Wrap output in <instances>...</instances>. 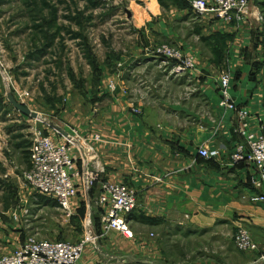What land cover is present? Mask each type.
<instances>
[{
    "label": "crops",
    "instance_id": "0c3cea01",
    "mask_svg": "<svg viewBox=\"0 0 264 264\" xmlns=\"http://www.w3.org/2000/svg\"><path fill=\"white\" fill-rule=\"evenodd\" d=\"M188 2L130 0L125 14L135 41L117 51L116 58L100 63L89 86L72 95L66 92L51 106L57 109L54 118L59 124L91 137L98 162L73 151L78 168L88 169L96 179L89 187L84 179H75L78 193L67 211L24 182L30 143L18 132L23 124L35 127L39 120L14 109L23 124L17 125L10 141L0 138L6 146L0 155V255L29 235L77 241L98 234L97 199L100 184L106 181L126 183L137 192V207L127 217L132 236L111 230L86 244L76 264L261 262L264 184L255 187L251 166L230 158L238 138L236 113L220 106L218 92L219 75L227 71L231 98L246 109L249 129L264 132L260 11L251 1L242 21L227 23L209 13L196 15ZM160 43L191 55L194 68L174 69L175 63L156 57L153 48ZM24 104L38 115L50 112L33 97ZM26 117L33 123L24 121ZM39 123V129L63 140ZM6 132L3 129L8 137ZM95 134L99 139L92 138ZM202 146L219 149V155H198ZM255 196L262 200H253ZM241 226L257 242V250L234 247L233 234Z\"/></svg>",
    "mask_w": 264,
    "mask_h": 264
},
{
    "label": "rangeland",
    "instance_id": "374dc122",
    "mask_svg": "<svg viewBox=\"0 0 264 264\" xmlns=\"http://www.w3.org/2000/svg\"><path fill=\"white\" fill-rule=\"evenodd\" d=\"M129 1L0 0V138L10 141L17 125L23 124L7 99L8 92L19 103L27 104L33 97L39 106L50 111H40L49 112L43 116L57 123L54 118L57 109L52 110L51 106L66 92L75 93L82 86H89L97 75L91 60L99 67L135 41L130 36L132 30L125 14ZM251 1L258 6L264 27V0ZM262 36L261 56H264V28ZM24 90L29 96L21 95ZM23 119L32 122L28 117ZM36 123L41 134H48V130L39 129V121ZM21 127L18 133L24 139L27 137L29 150L34 137L32 131L36 129L29 124ZM3 129L10 132L8 137L3 135ZM4 147L0 148V155ZM13 160L16 162L15 157Z\"/></svg>",
    "mask_w": 264,
    "mask_h": 264
},
{
    "label": "built area",
    "instance_id": "2783aa9c",
    "mask_svg": "<svg viewBox=\"0 0 264 264\" xmlns=\"http://www.w3.org/2000/svg\"><path fill=\"white\" fill-rule=\"evenodd\" d=\"M249 3L250 0H189L191 10L196 15L209 13L215 19L227 23L242 21ZM153 54L164 62L175 63L174 69H190L195 66L191 55L168 43L156 45ZM229 85L230 74L224 71L218 79L219 104L235 110L237 119L235 132L238 138L232 146L230 158L234 163L250 165L255 175L253 185L261 187L264 184V132L254 133L249 129L248 113L246 109L235 105L229 93ZM110 88H115L112 82ZM28 94L27 90L21 92V95ZM133 111L139 113L137 108ZM61 126L68 134L66 137L63 136V140L55 139L49 134H41L38 130L32 131L34 137L29 147V166L24 170L22 178L34 192L54 199L63 210L67 211L70 199L78 193L75 179H84L83 182L88 187L96 179L88 169L78 168L73 151L78 149L85 160L88 158L96 160L91 137L82 136L65 125ZM92 138L96 140L99 136L95 134ZM198 155L204 158H216L219 149L202 146L198 149ZM97 167L101 172L104 170L100 164H97ZM253 200H262V197L255 196ZM97 203L101 211L98 234L84 235L77 241L47 240L29 235L12 251L1 254L0 264H76L86 244L96 242L109 231L117 230L125 236H132L127 217L138 204L137 192L132 186L104 181L100 184ZM233 245L242 252L258 249L257 242L242 226L233 234ZM258 264H264V255L261 256V262Z\"/></svg>",
    "mask_w": 264,
    "mask_h": 264
},
{
    "label": "water",
    "instance_id": "95a60500",
    "mask_svg": "<svg viewBox=\"0 0 264 264\" xmlns=\"http://www.w3.org/2000/svg\"><path fill=\"white\" fill-rule=\"evenodd\" d=\"M7 99L11 103L14 109L21 112L22 114L26 116H30L32 118H37L39 121L45 123L50 128L58 132L60 135L66 137L67 131L57 122H54L53 120L49 119L48 117H45L43 115H38L35 111L30 110L28 107L24 106L22 103L17 102L12 94L10 92L7 93Z\"/></svg>",
    "mask_w": 264,
    "mask_h": 264
},
{
    "label": "trees",
    "instance_id": "16d2710c",
    "mask_svg": "<svg viewBox=\"0 0 264 264\" xmlns=\"http://www.w3.org/2000/svg\"><path fill=\"white\" fill-rule=\"evenodd\" d=\"M259 4V3H258ZM188 5H189V2H188ZM189 8L191 9V7L189 6ZM91 65L94 66V69L97 70V75L99 74V68H98V65H95V62H93L91 60ZM96 66V67H95Z\"/></svg>",
    "mask_w": 264,
    "mask_h": 264
}]
</instances>
